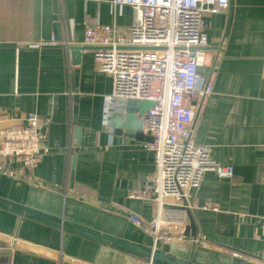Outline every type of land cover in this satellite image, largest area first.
Masks as SVG:
<instances>
[{"label":"crops","instance_id":"1","mask_svg":"<svg viewBox=\"0 0 264 264\" xmlns=\"http://www.w3.org/2000/svg\"><path fill=\"white\" fill-rule=\"evenodd\" d=\"M134 23L133 10L112 0H0V130L37 114L43 120L40 146L47 150L33 169L5 159L0 197L153 246L128 218L149 221L157 211L145 192L155 172L153 154L145 150L146 140L102 125L113 80L97 69L94 48L83 42L86 24L125 33ZM202 27L207 43L199 86L211 70L214 79L195 115L193 140L211 147V159L233 175L205 172L181 202L195 235L190 227L182 240L155 247L184 245L185 251L173 253L195 264H264V0H229L225 11L204 13ZM72 46L82 49L72 56ZM141 193L145 198L130 197ZM206 202L217 211L202 209ZM0 241L6 243L0 264H147L1 210Z\"/></svg>","mask_w":264,"mask_h":264},{"label":"built area","instance_id":"2","mask_svg":"<svg viewBox=\"0 0 264 264\" xmlns=\"http://www.w3.org/2000/svg\"><path fill=\"white\" fill-rule=\"evenodd\" d=\"M112 3L130 7L135 13V23L125 33L115 26L86 24L83 42L94 48L97 69L113 80L112 93L103 99L101 122L105 128L111 127L115 115L124 113L126 101L147 105L141 128L152 139L144 148L153 154L155 172L147 178L145 192L152 196L157 211L149 221L134 215L128 218L144 229L155 247L160 241L182 240L190 234L189 208L181 202L189 191L199 187L205 172H213L220 178L233 175L231 167L218 165L211 159V147L195 144L192 130L196 113L212 92L214 79L211 70L199 86L201 51L207 43L202 15L225 11L229 0H112ZM42 126V118L31 113L23 125L1 129L0 167L6 158H12L28 169L35 168L41 154L47 152L40 146ZM130 197L143 199L145 194ZM201 208L218 209L212 202ZM192 241L195 244V238Z\"/></svg>","mask_w":264,"mask_h":264},{"label":"water","instance_id":"3","mask_svg":"<svg viewBox=\"0 0 264 264\" xmlns=\"http://www.w3.org/2000/svg\"><path fill=\"white\" fill-rule=\"evenodd\" d=\"M54 7H56V1H53ZM59 24H55V38L60 39ZM82 49V47L72 46L69 47L71 55H76ZM144 105V111L147 109L145 103L139 101L128 100L124 113L115 115L112 120V126L114 129H124L126 135L130 138L141 141L146 140L151 142L150 136H144L142 134V120L140 115V107ZM76 113V108H74ZM0 210L11 213L17 216L19 219L29 220L46 227L58 230L61 234H69L100 246L121 252L125 255L132 256L134 258L145 261L147 264H195L190 260L183 259L173 253L175 249L185 251L186 246L176 245L175 243L169 244V251L167 249H159L154 246H147L131 242L125 239H121L109 234L85 227L83 225L68 221L62 216L57 217L41 212L39 210L27 207L25 205L15 203L11 200L0 197ZM190 218V217H189ZM191 237L195 235L194 225L190 219ZM6 243L0 241V256L4 255Z\"/></svg>","mask_w":264,"mask_h":264},{"label":"rangeland","instance_id":"4","mask_svg":"<svg viewBox=\"0 0 264 264\" xmlns=\"http://www.w3.org/2000/svg\"><path fill=\"white\" fill-rule=\"evenodd\" d=\"M167 200H169V199H164V202H167Z\"/></svg>","mask_w":264,"mask_h":264}]
</instances>
